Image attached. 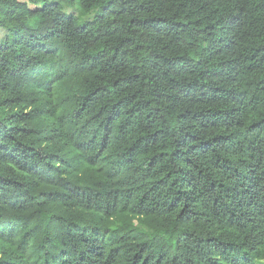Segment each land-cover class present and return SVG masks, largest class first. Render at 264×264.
<instances>
[{
    "label": "trees",
    "instance_id": "1",
    "mask_svg": "<svg viewBox=\"0 0 264 264\" xmlns=\"http://www.w3.org/2000/svg\"><path fill=\"white\" fill-rule=\"evenodd\" d=\"M263 259L264 0H0V264Z\"/></svg>",
    "mask_w": 264,
    "mask_h": 264
},
{
    "label": "rangeland",
    "instance_id": "2",
    "mask_svg": "<svg viewBox=\"0 0 264 264\" xmlns=\"http://www.w3.org/2000/svg\"><path fill=\"white\" fill-rule=\"evenodd\" d=\"M29 7L30 8H39V6H34V5L30 4V3H29ZM257 263L258 264H264V259L262 261L257 262Z\"/></svg>",
    "mask_w": 264,
    "mask_h": 264
}]
</instances>
